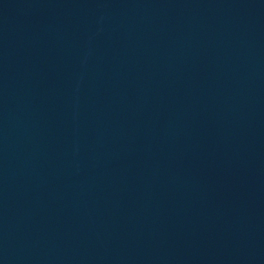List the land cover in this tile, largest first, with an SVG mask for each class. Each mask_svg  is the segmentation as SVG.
Segmentation results:
<instances>
[{
  "label": "water",
  "instance_id": "95a60500",
  "mask_svg": "<svg viewBox=\"0 0 264 264\" xmlns=\"http://www.w3.org/2000/svg\"><path fill=\"white\" fill-rule=\"evenodd\" d=\"M0 264H264V0H0Z\"/></svg>",
  "mask_w": 264,
  "mask_h": 264
}]
</instances>
